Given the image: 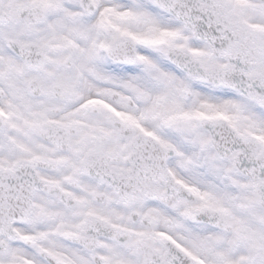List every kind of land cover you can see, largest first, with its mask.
<instances>
[{
  "label": "snow or ice",
  "instance_id": "obj_1",
  "mask_svg": "<svg viewBox=\"0 0 264 264\" xmlns=\"http://www.w3.org/2000/svg\"><path fill=\"white\" fill-rule=\"evenodd\" d=\"M0 264H264V0H0Z\"/></svg>",
  "mask_w": 264,
  "mask_h": 264
}]
</instances>
